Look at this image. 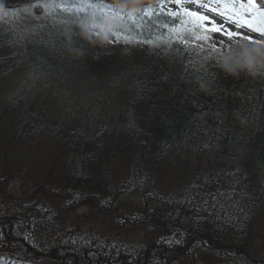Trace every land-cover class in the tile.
<instances>
[{
  "label": "trees",
  "instance_id": "16d2710c",
  "mask_svg": "<svg viewBox=\"0 0 264 264\" xmlns=\"http://www.w3.org/2000/svg\"><path fill=\"white\" fill-rule=\"evenodd\" d=\"M150 1L45 0L48 9L25 11L34 0H0V80L29 69L50 107L61 109L52 119L33 93L17 91L0 103V137L11 135L22 152L53 146L45 159L56 165L35 180L43 198L10 204L0 194V264H205L199 258L213 253L231 264H264L244 251L264 214V55L212 63L176 42V31L193 25L189 17L174 22L166 10L141 20ZM107 6L143 27L127 15L123 23L112 13L101 18ZM174 23L176 31L161 27ZM104 31L125 35L112 46ZM166 162L183 169L169 193L154 181ZM134 192L142 204L119 216L117 200ZM59 194L66 204L56 203ZM87 202L141 229L143 241L69 224L62 207Z\"/></svg>",
  "mask_w": 264,
  "mask_h": 264
},
{
  "label": "rangeland",
  "instance_id": "374dc122",
  "mask_svg": "<svg viewBox=\"0 0 264 264\" xmlns=\"http://www.w3.org/2000/svg\"><path fill=\"white\" fill-rule=\"evenodd\" d=\"M138 4L146 3L148 0H133ZM258 8L264 9V0H256ZM185 5H189L192 7H196L197 5L192 2V0H186L183 2ZM205 12L208 16H210L217 24L223 25L225 28H230L233 32H241L244 35L248 34L247 27H237L235 21L237 19L229 14H214L210 10L205 9ZM252 13H260L259 11L252 10ZM195 25V24H194ZM193 26L191 29L179 30L175 33L178 38H184L191 42L192 44L197 45L196 47H192L191 49L198 53L199 56L206 57L210 62L215 63L219 60L218 64L220 66H227L230 63L231 56L239 59L243 64H249L251 61L255 60L257 57H262L264 55V44L255 45L251 44L248 41L243 39L240 40H231L222 38L220 35L214 34L211 42L203 43V48H200L198 45L202 43L201 41H194L193 39ZM249 36L254 37L258 40H264V37L259 36L256 33H250ZM223 41V43H220ZM215 43L217 47L213 49L211 44ZM135 51V50H133ZM226 56H228L226 58ZM243 56V57H241ZM264 57V56H263ZM233 63V62H231ZM241 63V64H242ZM253 63V62H252ZM17 92H26V95L29 93L35 96V103L46 105L48 110L53 116L52 119L59 117L61 109L58 106H52L47 103L46 97L49 91L45 89L43 84L38 85L37 81H34L31 71L26 68L14 70L12 73L8 74L5 78L0 80V103L3 104L7 99L8 95H13ZM7 93V95H6ZM4 95L3 98H1ZM5 128L0 127V135L4 134ZM14 135V134H12ZM9 138L11 140L9 141ZM15 138L10 136L0 137V194L3 193L5 197V202L11 201H26L27 199L33 198L41 199L43 198L38 193L39 188L35 186V180H43L45 178L46 172L48 173L49 169L47 166L50 165L51 170H56V165L54 161L45 159V155L52 154L53 146H50L51 149H47L49 146L43 148L40 146L38 150L40 152H36L31 150L28 151H20V149L16 148V142L13 140ZM54 151V150H53ZM43 157V161L41 162ZM41 159V160H40ZM40 162L43 164L47 163L46 170L43 172L42 170H38ZM53 162V163H52ZM183 174V169L181 167L178 168V171L175 170L169 163H165L162 169H155L154 171V181L155 186L159 190H165L168 193L175 191V183L174 180L178 179V181L182 180L181 175ZM181 178H180V177ZM111 194H115L114 187H110ZM45 190V189H44ZM43 190V191H44ZM35 193H38L35 194ZM46 193V192H45ZM2 195V194H1ZM62 195V193H61ZM59 194V202L56 203H67L68 198L62 199ZM127 197V195H125ZM41 197V198H40ZM120 196L119 200H117L118 215L125 216L129 213V208L131 209L135 207H140L142 204L141 200L143 194L139 195L128 194L126 198ZM68 207H62L61 213L67 220L69 224L77 222L81 228L82 233L92 232L96 234H101L103 237H111L120 234V237H125L128 240L135 241H143L144 233L141 229L135 228L131 226L128 222H115V212L113 215H108L100 211L99 207L96 208L94 204L87 202L80 207L77 206L70 211H67ZM255 219L253 228L248 232V238L246 240V247L244 251L247 254H251L253 259L259 261H264V214L259 215ZM114 217V218H113ZM116 225L119 229H115ZM221 257V259H218ZM201 263L205 264H230L226 260V258L220 253H213L210 255L204 256V254L199 258ZM229 260V259H228ZM42 262L39 259V262ZM219 261V262H218ZM57 260L55 262L52 260H46L45 264H57ZM43 264V262H42ZM232 264H236L234 261ZM239 264V263H238Z\"/></svg>",
  "mask_w": 264,
  "mask_h": 264
},
{
  "label": "snow or ice",
  "instance_id": "6c2138e0",
  "mask_svg": "<svg viewBox=\"0 0 264 264\" xmlns=\"http://www.w3.org/2000/svg\"><path fill=\"white\" fill-rule=\"evenodd\" d=\"M86 2V0H85ZM183 2V0H160V5L158 6L160 8L161 11H164V5L167 3H172L174 5H180ZM192 2L195 4L197 2V0H192ZM211 2L214 3H219L220 0H211ZM233 2H235V0H233ZM49 4L47 2H45V0H34V2L28 6L25 7V11H30L31 9H39L41 7H43L44 9H48L49 8ZM201 7L203 8H208L207 4H201ZM241 7H244L246 11H259L260 12V17H253V16H248L245 17L242 21L241 20H237L235 21L236 26L239 27H247L250 31L257 33L259 36L264 37V9L262 8H258L257 6V2L256 0H247L246 4H241ZM211 12H216L217 10L215 8L210 9ZM100 12L102 14L101 18H103V15H107L108 13H113V16L111 18L113 19H117L119 21H121L122 23L125 22V16L127 15V20L130 21L133 24H136L137 27H143V25L139 24L137 22V20L132 17L131 15H128L127 13H121L118 11H115L113 9H111L110 6H107V12H105L104 8L100 9ZM142 13L144 15H151L152 14V10L150 9H143ZM8 13L7 11L5 12V16H7ZM168 17L170 19H172L174 22L181 16H186L190 18L191 20H195L197 21V23L195 25H193V39L194 41H201L202 43H200L198 46L200 48H203V43H208L211 42L212 38H213V34H219L223 37H226L228 39H232V38H240L243 39L245 41H248L251 44H255V45H262L264 44V40H258L255 39L252 36H248V35H244L241 32H233L230 28H225L223 25H219L217 24L210 16L208 15H204L199 11H192L190 10L188 7H185L181 12L179 11H171L167 13ZM36 19H40V17H35ZM141 20H143V15L140 17ZM83 23V22H81ZM181 24H183V21H180ZM161 27L165 28V29H169L170 31H176L175 28V23L170 26L168 24H163L161 25ZM117 37L119 38L121 36L120 33L116 34ZM125 42L126 43H131L132 42V38L125 36L124 37ZM157 39H160L159 37H157ZM119 42V39L113 41V43ZM177 43L188 47L190 46V42L187 39L184 38H179L177 41ZM136 43H143V44H148V45H153V40L151 39H145V40H140L138 37L136 38ZM220 43H223V41H220ZM155 46H159V45H155ZM192 47H196L197 45L192 44ZM211 47L213 49H215L217 47V45L215 43L211 44ZM262 75H264V73H262ZM130 127H134V124H130ZM193 188L196 187V185H192ZM219 196L224 197L226 194L224 192H220L218 193ZM230 197V194H227ZM195 199V197H189L188 198V202L191 203L192 200ZM212 200H213V204L212 207L216 206V194L212 195ZM203 203L206 205L208 202L207 200H204ZM207 211V208L205 209ZM241 211H243V209H240ZM200 219H203V217H201ZM231 220V218H230ZM168 242V241H166ZM181 241L180 240H176L175 243L179 244Z\"/></svg>",
  "mask_w": 264,
  "mask_h": 264
},
{
  "label": "bare ground",
  "instance_id": "6f19581e",
  "mask_svg": "<svg viewBox=\"0 0 264 264\" xmlns=\"http://www.w3.org/2000/svg\"><path fill=\"white\" fill-rule=\"evenodd\" d=\"M151 185H152V184H150V185H149V189H151V188H152V186H151ZM103 213H105V214H106V212H104V211H103ZM107 214H109V215H111V214H112V215H113V213H110L109 211H108V213H107ZM115 215H116V214H114V216H115Z\"/></svg>",
  "mask_w": 264,
  "mask_h": 264
}]
</instances>
